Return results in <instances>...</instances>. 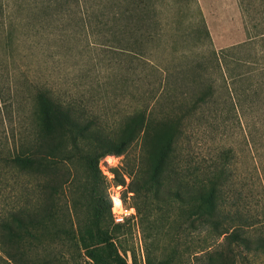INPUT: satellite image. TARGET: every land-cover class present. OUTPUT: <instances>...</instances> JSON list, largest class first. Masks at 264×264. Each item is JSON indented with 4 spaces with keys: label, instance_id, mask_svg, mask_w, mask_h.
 Here are the masks:
<instances>
[{
    "label": "rangeland",
    "instance_id": "374dc122",
    "mask_svg": "<svg viewBox=\"0 0 264 264\" xmlns=\"http://www.w3.org/2000/svg\"><path fill=\"white\" fill-rule=\"evenodd\" d=\"M82 8V3L78 7L74 0H0V264H18L4 253L11 249L4 222L15 210L18 197L16 171L6 159L18 146L20 121L29 120L37 90L50 89L54 98L73 103L110 131L157 80H163L169 89L166 93L171 100L165 99L166 94L162 99V109L169 112L172 107L178 112V106L212 85V98L184 128L178 150L194 168L198 164L211 166L223 152H229L223 219L230 232L245 224L244 235L253 248L264 238V74L257 69L254 79L237 80L234 106L229 94L231 81L221 77L212 61L213 52L246 42L247 30L251 32L238 0H160L159 37L147 44L143 57L116 52L109 46L108 34L83 28ZM255 48L260 49L258 44ZM244 53L241 55L246 56ZM196 59L202 61L198 73L191 69ZM150 65H155L158 73H153ZM257 83V91L243 93ZM140 148L141 140L130 145L128 161L136 160ZM110 156L120 158L113 169L118 170L123 156ZM98 170L100 175L74 162L71 174L79 186H66L62 197L73 203L65 210L68 218L45 232L33 229L27 254L30 264H90L78 249L79 235L66 232L73 229L72 224L74 229L77 224L86 226L96 205L102 211L101 227L115 225L107 192L110 183L116 185L120 172L112 171L109 183L100 161ZM125 181L127 184L129 179ZM120 186L126 206L138 201L126 192V185ZM171 206L164 212L168 219L141 224L137 214L113 235L129 264H206L208 252L218 251L224 252L228 264H264V253L248 252L243 246L227 251L223 238L213 240L204 231L191 229L182 223V210L175 203ZM220 263L215 258L214 264Z\"/></svg>",
    "mask_w": 264,
    "mask_h": 264
},
{
    "label": "trees",
    "instance_id": "16d2710c",
    "mask_svg": "<svg viewBox=\"0 0 264 264\" xmlns=\"http://www.w3.org/2000/svg\"><path fill=\"white\" fill-rule=\"evenodd\" d=\"M74 1L78 7L80 2L83 5L82 27L108 34L111 37L109 46L116 52H133L143 57L147 44L159 37L157 5L160 0ZM238 4L251 28V32L247 30V41L212 54L221 77L226 76L231 81L232 103L238 97L233 86L237 80L254 79L257 69L264 74V0H238ZM256 44L260 49L255 48ZM243 52L246 56L241 55ZM201 64L202 61L196 59L191 69L198 73ZM150 68L153 73H158L155 65ZM162 81L150 83L148 91L136 100L132 111L110 131L93 122L73 103L54 98L50 89L37 90L29 120L23 118L20 121L22 131L18 146L6 159L16 171L18 186L15 210L4 222L11 243V249L4 253L10 261L30 264L27 254L33 229L45 232L50 225L58 226L68 218L65 210L68 211L73 203L63 201L65 188L79 186V181L71 174L74 162H80L87 171L94 169L100 175L99 161L109 155L123 156L119 169L112 171L120 172L118 178L116 176V185H126V192L138 200L132 206L141 224L168 219L164 215L168 206L171 208L175 203L182 210L183 224L195 231H204L213 240L223 238L227 251L233 252V248L243 246L245 251L264 253V238L255 242L252 248L244 235L246 225L239 224L243 227L238 226L230 232L223 219L221 205L227 188L229 152H223L211 166L198 164L194 168L188 157L178 150L184 128L212 98V85L208 84L185 105L178 106V112L173 107L169 112L162 109L163 96L166 94L165 99L171 100L170 93H166L169 89ZM255 85L244 89L243 93L257 91L258 83ZM173 101L172 106L176 103ZM233 105L237 106L235 102ZM16 107L20 109L17 102ZM137 140H141V148L132 163L128 161L127 149ZM125 179H129L127 184ZM108 209L110 213L109 199ZM228 221L234 220L228 218ZM101 222L102 211L96 205L86 226L77 224L74 229L72 224L73 229L66 233L79 235L78 249L90 264H129L113 242V235L119 232L121 225L104 229ZM223 253L208 252L206 264H214L215 258L221 261L220 264H228L223 260Z\"/></svg>",
    "mask_w": 264,
    "mask_h": 264
},
{
    "label": "built area",
    "instance_id": "2783aa9c",
    "mask_svg": "<svg viewBox=\"0 0 264 264\" xmlns=\"http://www.w3.org/2000/svg\"><path fill=\"white\" fill-rule=\"evenodd\" d=\"M118 156H106L100 160L102 173L108 174V181L111 182L112 170L115 169L119 161ZM121 186L110 183L108 186V199L110 200V213L115 224L123 225L129 220H135L137 212L134 206L125 205L121 196ZM129 263V262H128Z\"/></svg>",
    "mask_w": 264,
    "mask_h": 264
}]
</instances>
